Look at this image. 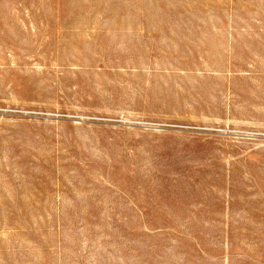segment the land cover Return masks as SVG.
<instances>
[{
	"label": "rangeland",
	"instance_id": "1",
	"mask_svg": "<svg viewBox=\"0 0 264 264\" xmlns=\"http://www.w3.org/2000/svg\"><path fill=\"white\" fill-rule=\"evenodd\" d=\"M0 264H264V0H0Z\"/></svg>",
	"mask_w": 264,
	"mask_h": 264
}]
</instances>
